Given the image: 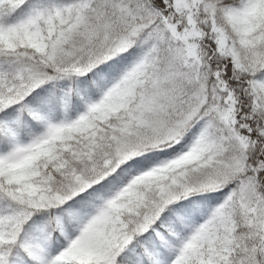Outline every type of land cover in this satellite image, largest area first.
Returning a JSON list of instances; mask_svg holds the SVG:
<instances>
[{"label": "snow or ice", "instance_id": "6c2138e0", "mask_svg": "<svg viewBox=\"0 0 264 264\" xmlns=\"http://www.w3.org/2000/svg\"><path fill=\"white\" fill-rule=\"evenodd\" d=\"M0 264H264V0H0Z\"/></svg>", "mask_w": 264, "mask_h": 264}]
</instances>
